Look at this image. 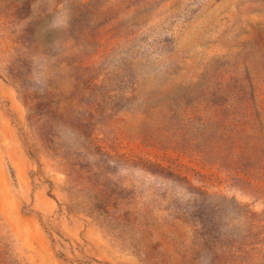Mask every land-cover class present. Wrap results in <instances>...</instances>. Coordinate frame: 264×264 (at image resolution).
<instances>
[{
	"label": "rangeland",
	"instance_id": "rangeland-1",
	"mask_svg": "<svg viewBox=\"0 0 264 264\" xmlns=\"http://www.w3.org/2000/svg\"><path fill=\"white\" fill-rule=\"evenodd\" d=\"M219 262L264 264V0H0V264Z\"/></svg>",
	"mask_w": 264,
	"mask_h": 264
},
{
	"label": "trees",
	"instance_id": "trees-1",
	"mask_svg": "<svg viewBox=\"0 0 264 264\" xmlns=\"http://www.w3.org/2000/svg\"><path fill=\"white\" fill-rule=\"evenodd\" d=\"M203 233L205 235V237H211L213 238V230L207 229L206 227L203 228ZM214 249L216 251V255H217V259H220V256L223 255V257H225L227 255V251L224 250V247H221L219 250L216 248V243L213 244ZM219 251H220V255H219ZM247 262V261H246ZM245 263V261H244ZM219 264H222V262H219ZM226 264V263H224ZM228 264V263H227Z\"/></svg>",
	"mask_w": 264,
	"mask_h": 264
}]
</instances>
